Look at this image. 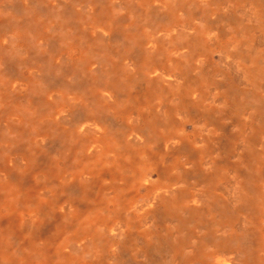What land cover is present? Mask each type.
I'll list each match as a JSON object with an SVG mask.
<instances>
[{
  "label": "rangeland",
  "instance_id": "obj_1",
  "mask_svg": "<svg viewBox=\"0 0 264 264\" xmlns=\"http://www.w3.org/2000/svg\"><path fill=\"white\" fill-rule=\"evenodd\" d=\"M0 264H264V0H0Z\"/></svg>",
  "mask_w": 264,
  "mask_h": 264
}]
</instances>
